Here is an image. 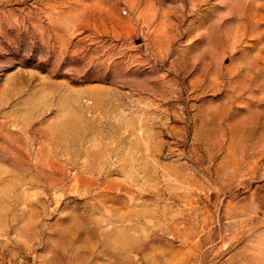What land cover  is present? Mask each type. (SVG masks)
Masks as SVG:
<instances>
[{
  "label": "rangeland",
  "instance_id": "1",
  "mask_svg": "<svg viewBox=\"0 0 264 264\" xmlns=\"http://www.w3.org/2000/svg\"><path fill=\"white\" fill-rule=\"evenodd\" d=\"M0 264H264V0H0Z\"/></svg>",
  "mask_w": 264,
  "mask_h": 264
}]
</instances>
